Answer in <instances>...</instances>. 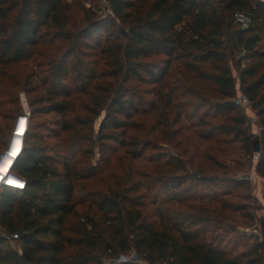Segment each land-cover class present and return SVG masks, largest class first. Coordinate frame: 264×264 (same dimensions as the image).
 Listing matches in <instances>:
<instances>
[{
    "label": "trees",
    "instance_id": "1",
    "mask_svg": "<svg viewBox=\"0 0 264 264\" xmlns=\"http://www.w3.org/2000/svg\"><path fill=\"white\" fill-rule=\"evenodd\" d=\"M106 1L110 12L105 17L86 16V23L72 34L65 30L64 0H0V76L3 67L31 57L34 46L44 37L51 35L68 43L63 54L53 63L49 61L40 78L43 92L27 99L30 112L22 147L11 166V173L20 177L24 185H0V228L17 233L14 240L18 244L17 250L0 234V264H101L98 249L112 259L133 250L145 264H264L260 241L254 240L247 249L229 254L220 244L206 240L207 217L202 212L165 216L155 208L150 216L143 213L140 199L144 195L136 194L139 186L89 192L83 199L95 208V215L78 213L74 181L89 174L74 169L69 157L39 140L35 123H29L35 114H64L68 110L60 98L69 95L65 80L71 71L88 82L94 79V71L81 58L91 42L104 57L106 68L100 75L112 77L114 84L106 89V96L95 99L86 118L72 117L75 124L88 127L104 108L95 139L79 134L75 137L84 139L88 154L95 142L101 153L107 150L108 143L115 142L128 147L130 158H138L148 142L140 146L132 139L116 137L130 125L139 104L131 82L159 84L174 60L182 59L186 68L214 85L220 97L213 104L215 113H227L226 120L211 125L207 133L231 135L248 154L253 153L252 139L257 136L255 171L263 179L264 206V0ZM236 11L251 18L248 28L241 29L234 22ZM230 18L236 27L228 34L227 50L223 29ZM235 52L241 55L232 66L239 90L257 117L255 135L247 130L245 115L234 102L235 78L228 57ZM151 56L158 59L148 60ZM204 62L210 64L209 69L200 67ZM3 91L0 96L5 95ZM24 91L29 95L32 88ZM170 100L167 94L166 101ZM61 121L63 130L72 129L68 119ZM12 130L7 125L0 128V149ZM185 179L213 182L202 176L171 178L163 183L166 199L180 200ZM235 207L244 209L242 204Z\"/></svg>",
    "mask_w": 264,
    "mask_h": 264
},
{
    "label": "rangeland",
    "instance_id": "2",
    "mask_svg": "<svg viewBox=\"0 0 264 264\" xmlns=\"http://www.w3.org/2000/svg\"><path fill=\"white\" fill-rule=\"evenodd\" d=\"M64 10L67 17L65 30L72 34L86 23V16L91 19L105 17L110 12L106 0H64ZM225 25L224 40L229 50L227 37L236 25L231 18ZM67 44L62 38L44 37L34 46L31 57L3 67L0 90H4L5 95L0 96V128L7 125L11 130L19 116L28 119V96L43 92L40 78L46 73L49 61L53 63L63 54ZM90 44L83 49L81 58L84 65L94 71V79L88 82L71 71L65 80L69 95L60 98L68 110L64 114L44 111L29 118V123L36 125L39 140L55 147L61 156L69 157L68 161L74 169L89 174L74 181L76 211L95 215V208L83 199L89 192L139 186L136 194L144 195L140 199L144 203L143 213L150 216L155 208L165 216L177 212H202L207 217L205 239L220 244L229 254L247 249L254 240L259 241L255 212L263 205V179L255 171L257 156L246 153L241 143L229 134L207 133L211 125L225 121L227 113H215L213 104L220 97L214 85L198 77L196 71L186 68L182 59L174 60L159 84L131 82L139 104L130 125L116 137L120 140L132 139L140 146L142 142H148L140 157L130 158L128 147L115 142L108 143L103 153L96 142L91 154L84 151L87 143L83 144L84 139L79 138L88 135L95 139L105 109H100L88 127L75 124L72 117L86 118L95 99L106 96V89L114 84L112 77L100 75L106 68L104 57L93 43ZM239 55L241 52H235L228 57L235 78L234 102L241 91L232 63ZM147 59L155 60L158 56ZM200 67L209 69L210 64L204 62ZM29 74L33 76L28 78ZM29 87L32 92L28 95L24 88ZM167 94L171 96L168 102ZM236 105L245 115L247 130L252 135L257 134V117L251 104L241 102ZM61 119H68L72 129L63 130ZM11 133L4 137L0 154L6 150ZM76 134L80 137L76 138ZM0 167L7 168L5 157ZM178 176H202L211 178L213 182L198 183L185 179L180 187L183 189L180 200H168L163 183ZM233 181L240 184L234 186ZM238 204H242L244 209L237 210L235 206ZM1 231L5 232L0 228ZM11 244L18 250L16 240H11ZM97 254L101 264L123 261L145 264L134 256L133 250L119 254L116 259L110 258L101 249L97 250Z\"/></svg>",
    "mask_w": 264,
    "mask_h": 264
},
{
    "label": "bare ground",
    "instance_id": "3",
    "mask_svg": "<svg viewBox=\"0 0 264 264\" xmlns=\"http://www.w3.org/2000/svg\"><path fill=\"white\" fill-rule=\"evenodd\" d=\"M26 126H27V117L26 116L20 118L18 117L13 139L11 141L10 147L7 149L8 150L7 155L4 156L6 159L7 168L0 167V185L5 184L6 186L9 187L19 188V186L24 182L20 177L11 173V166L13 164V160L20 153L22 147V139L26 130ZM8 172H10L12 175L7 176Z\"/></svg>",
    "mask_w": 264,
    "mask_h": 264
},
{
    "label": "water",
    "instance_id": "4",
    "mask_svg": "<svg viewBox=\"0 0 264 264\" xmlns=\"http://www.w3.org/2000/svg\"><path fill=\"white\" fill-rule=\"evenodd\" d=\"M120 31L124 35H126V31L124 29H121ZM23 103H25L24 99H23ZM24 105L26 106V103ZM16 123H17V119L15 120V122L13 124V130H12V133H11V136H10V139H9V142H8V145H7V148H6V150L3 153L0 154V160L4 156L7 155V151H8L7 149L10 147L11 141H12L13 136H14V133H15ZM252 151H253V153H257L259 151V143H258V138H257L256 135L252 139ZM8 175H12V174L10 172H8L7 173V176ZM255 217H256V221L258 223L257 230H258L259 236H260V240L259 241H260V243L264 247V206L263 205H261L260 209L255 212ZM134 256H135V254H134Z\"/></svg>",
    "mask_w": 264,
    "mask_h": 264
},
{
    "label": "built area",
    "instance_id": "5",
    "mask_svg": "<svg viewBox=\"0 0 264 264\" xmlns=\"http://www.w3.org/2000/svg\"><path fill=\"white\" fill-rule=\"evenodd\" d=\"M233 20H234L235 23H237L239 25V27L241 29L248 28L251 25V22H252L251 21V18L247 14H245L243 12H240V11L234 12V14H233ZM235 102H236V104H239L241 102H248V100H247V98L242 93H240V94L237 95V97L235 99ZM20 117L21 116H19V118ZM254 154L256 155V153H254ZM0 234L4 238H6V239H8L10 241L17 238V233H6V232H2L1 231Z\"/></svg>",
    "mask_w": 264,
    "mask_h": 264
}]
</instances>
